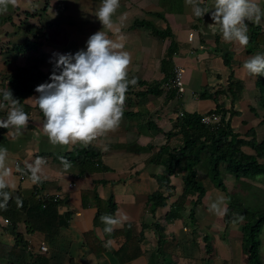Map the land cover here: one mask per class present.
I'll return each instance as SVG.
<instances>
[{
  "label": "crops",
  "instance_id": "crops-1",
  "mask_svg": "<svg viewBox=\"0 0 264 264\" xmlns=\"http://www.w3.org/2000/svg\"><path fill=\"white\" fill-rule=\"evenodd\" d=\"M46 2L48 7L42 10ZM101 2L17 0L15 6L11 5V11L0 13V89L13 90L9 81L19 67L30 70L32 74L40 71L46 76V79H35L32 75L30 86L34 89L20 101L30 117L23 135L14 139L8 134L10 130L0 128V146L8 149L7 164L12 170L11 180L16 186L14 191L7 190L12 195L22 196L30 205L40 203L42 197L57 196L58 212L70 213L67 226L60 228L57 235H49L40 231L27 232V217L22 210L7 206L6 211H0V264H8L5 247L15 245L27 251L26 262L33 264H223V261L225 264H247L240 258V253L244 255L241 242L239 246H232V249L231 246H222L223 251L218 252L220 256L215 255V246H212L214 239L212 244L198 242L201 229L204 231L206 225V228L209 227L219 217L209 211V204L225 196L212 182L210 186L203 184L205 194L201 203L194 207L193 218L189 217L188 212L194 196L185 202L178 217L165 218L170 204L182 192L183 172L171 177L172 189H162L167 195L166 206L153 207L147 201L148 194L158 188L154 175L162 171V165L150 164L147 160L165 143L166 138L146 126V123L152 121L167 131L176 120L178 111L206 113L214 109L215 102L210 98H199V93L203 90L213 93L220 90L216 87H220L224 93L219 99L226 102V107L240 111L243 116L240 106L250 105L249 113L252 112L253 119L248 122L242 119L244 130H236L244 133L253 127L257 137L260 126V134L263 135L261 126L264 123L261 119L264 113L258 114L255 106L260 95L256 81L263 75H248L243 63L255 54H264V45L248 49L249 45L243 48L237 43L225 44L220 33L214 31L216 26L211 18L212 9L202 18H196L186 0H120V7L113 16L112 28L105 29L95 17ZM256 2L264 11V0ZM212 3L213 0H203L202 6ZM33 10L36 15L24 21V12ZM138 19L148 20L155 26L159 24L161 28L158 29L169 27L171 36L162 38L153 35L148 27L135 25ZM45 23L49 25L43 27L37 33V39H34V27L40 28ZM258 25L264 32V18ZM99 30L105 31L111 39H116L117 35L124 37L123 50L131 55L129 78L135 76L148 82L162 79L161 61L171 40L175 42L173 66L184 67L186 90L181 97L175 94L167 102L164 101L169 90L166 85H162L161 95H147L164 97L158 108L149 109V116L148 109H140L139 103L135 104L134 100H127L126 97L127 104L124 105L119 128L91 144L101 150L100 165L106 168L97 165L99 169L82 173L78 164L71 163V169L65 172L60 157L74 146L53 147L49 144L42 132L41 111L35 106L34 97L39 93L34 86L49 82L53 70L50 58L54 52L63 54L84 49L88 37ZM189 32L194 34L191 41L187 38ZM26 42L30 45L27 49H16V46ZM223 53L230 56V64L224 62ZM228 83L232 85L231 92L228 91ZM128 96L133 97L134 94ZM6 115V111H0V118H6ZM234 118L230 117L233 127L238 122H234ZM105 145L107 150H104ZM75 146L81 145L78 143ZM242 148L246 151V147ZM36 156L44 157L47 164L44 166L45 178L33 185L26 175L16 171V167H23ZM93 191L99 197V203L95 201ZM112 204L113 212L110 211ZM120 213L127 214L128 222L116 228L111 236L104 233L100 216ZM186 216L189 220H186ZM184 222H189L190 226ZM89 230L92 234L86 238L84 233ZM206 234H202L203 237ZM130 238L140 239V254L129 261L120 262L114 252ZM108 240L111 245L105 247V241ZM42 243L46 245V251L39 249Z\"/></svg>",
  "mask_w": 264,
  "mask_h": 264
},
{
  "label": "trees",
  "instance_id": "trees-1",
  "mask_svg": "<svg viewBox=\"0 0 264 264\" xmlns=\"http://www.w3.org/2000/svg\"><path fill=\"white\" fill-rule=\"evenodd\" d=\"M48 4L46 2L42 10H46ZM36 15L35 10L32 12H24V21ZM40 16V15H39ZM48 24V23H47ZM41 25L40 28L34 27V39H37V33L42 31V28L47 25ZM49 25V24H48ZM136 26L148 27L150 32L162 38L171 36L169 27L158 29L152 22L148 20H136ZM42 34V33H41ZM249 47L248 49L257 48L259 45H264V32L261 31L260 25L256 23H248ZM29 43L16 46L17 50H25L29 47ZM176 50V44L171 40L167 47L165 57L161 61V70L163 72L162 79L158 81L148 82L146 80L137 79V85L140 89L133 90L134 86H129L126 93L134 94V101L139 98H144L147 95H161L163 93L162 85H166L169 79L173 76V58L172 55ZM78 51V50H76ZM72 51L71 53H75ZM226 64H230V56L222 54ZM35 79L41 77L46 79L45 74L40 71L30 72V70L19 67L16 74L10 78L11 91L14 98L21 101L25 96L29 95L34 89L30 86L31 76ZM132 77V76H131ZM130 77V78H131ZM256 86L260 91V100L264 106V75L256 81ZM35 85L34 87H36ZM228 91H232L231 83H228ZM224 91L216 90L213 93L203 90L199 93V98H210L215 102L213 110L208 112H216L220 114L218 124L210 125L201 121L202 114L197 111H183V115L177 117L173 121L172 127L164 131L162 127L157 126L152 121H148L146 126L154 129L165 136V143L161 144L158 149L152 153L147 162L150 164L162 165V171L155 174L154 177L158 183V188L152 191L147 196V201L153 207L166 206L167 195L163 190L169 191L173 188L171 177L182 173L181 179L183 183L182 192L176 197L175 201L170 204L168 211L165 213L166 219H173L180 215L181 209L184 208L185 202L189 196H194L191 200L192 207L189 209V217H194V207L201 203V199L205 194V187L202 181L198 178V164H205L209 179L212 184L222 190L227 191V186L222 178L221 166L232 174L236 180L245 178H254L257 175L264 176V139L258 141L256 131L253 127H249L244 133L237 131L231 125V115L239 111H232L230 107H226L225 101H220ZM175 95V90L169 88L165 95L164 101L172 99ZM42 114V112H41ZM228 115V117H227ZM43 117V114H42ZM261 122L264 123V114ZM179 135V138L177 137ZM151 147V145H150ZM242 147H248L252 150L251 153L243 150ZM101 150L93 145L88 147L74 146L70 151L66 152L62 157L70 160L71 163L78 164L81 172L99 169ZM102 168L105 166L100 165ZM95 201L99 203V197L93 191ZM19 197L22 204H17L16 198ZM58 201L52 199L46 202L30 205L25 198L20 195H12L8 201V207L12 209L22 210L26 214V231H40L49 235H57L60 228L67 226L70 219V213L60 214L58 212ZM97 204V203H96ZM233 206V204H232ZM231 203L228 202V213L224 216V222L227 224L228 215L231 209ZM240 215L243 216L244 222L241 225V246L247 264H264L260 255V238L259 234L264 226V210L251 211L245 207L238 206ZM114 205H111L110 211L113 212ZM92 234L89 230L84 233L87 238ZM160 236L163 235L160 233ZM19 237V236H18ZM164 238V237H163ZM21 239V238H20ZM203 239L208 240V236ZM21 241V240H18ZM139 238L127 239L118 250L114 253L120 262L129 261L140 254ZM3 246V245H2ZM206 246H209L207 244ZM8 264H33L26 262L27 251L19 249L15 246H6ZM225 264V261H223Z\"/></svg>",
  "mask_w": 264,
  "mask_h": 264
},
{
  "label": "clouds",
  "instance_id": "clouds-1",
  "mask_svg": "<svg viewBox=\"0 0 264 264\" xmlns=\"http://www.w3.org/2000/svg\"><path fill=\"white\" fill-rule=\"evenodd\" d=\"M17 0H0V8L8 4L15 6ZM192 15L202 18L211 11L214 31H218L225 44L237 43L246 48L249 44L248 22L259 24L264 11L256 0H213L212 5L202 6L203 0H186ZM120 7V0H102L95 17L103 28L111 29L113 16ZM124 37L117 35L111 39L105 31H97L86 40V47L75 53L54 52L50 58L53 70L49 82L36 86L39 93L34 97L35 106L43 114L42 132L53 147L77 145L88 147L98 138L115 132L122 122L124 103L129 86L137 84V78H129L128 68L131 55L124 51ZM248 75H264V54H255L243 63ZM59 70V71H57ZM213 110V109H212ZM0 111H6V118H0V128L8 129L9 135L18 139L28 127L30 117L20 101L14 98L9 88L0 89ZM206 113H209L208 111ZM204 114V113H203ZM107 150V145L104 146ZM8 149L0 146V211H6L15 190L11 180L12 170L8 167ZM65 172L72 167L71 161L60 157ZM44 157L36 156L23 167L17 165L16 171L26 175L33 185L42 182ZM17 204H22L19 197ZM227 201L224 197L209 204L213 214L227 215ZM125 213L119 215L102 214L100 221L103 232L111 236L116 228L128 222ZM236 219L242 220V215ZM111 241H105L109 247Z\"/></svg>",
  "mask_w": 264,
  "mask_h": 264
},
{
  "label": "rangeland",
  "instance_id": "rangeland-1",
  "mask_svg": "<svg viewBox=\"0 0 264 264\" xmlns=\"http://www.w3.org/2000/svg\"><path fill=\"white\" fill-rule=\"evenodd\" d=\"M139 20V19H138ZM155 24V23H154ZM161 24V23H160ZM158 28H161L158 24V26H156ZM184 79V78H183ZM218 89H221L220 87H216ZM140 89L139 85H135L133 87V90H138ZM127 97V96H126ZM223 97V96H222ZM164 97H155V96H150V97H144V98H139L138 101L135 100V104L139 103V106H141L140 109H148L147 111V116H149V112L151 108H155L157 106H159L161 104V102L163 101ZM128 99H133V97H127ZM125 99V104L126 101ZM258 103L255 105L256 106V110L258 111V114H263L264 113V106L262 101L260 100V95L257 97ZM240 105V103H239ZM249 105V104H248ZM148 106V107H147ZM240 107H242V111H243V116L241 115V112L239 114H232V117L234 118V122L235 120H237V123H234V128L237 130H244V123L243 125L241 124V120L242 119H246L247 122L249 121V119H253V114H251L252 112L250 111L249 113V106L242 104ZM158 108V107H157ZM232 111H234V109H232ZM238 111V110H236ZM154 113H152V116H154ZM242 116V117H241ZM236 117H241V118H236ZM147 118V117H146ZM250 124V123H249ZM261 128L264 130V126H261ZM260 126H259V133L257 134V139L261 140L264 138V134H260ZM149 133V132H146ZM146 135V134H144ZM149 136V135H147ZM246 151L248 152H252V150L250 148H245ZM222 169V178L224 183L227 186V191H223L225 196L224 198L228 202L231 203V206L233 204V206L230 209L229 215H228V223L225 224L224 222V216L221 218L220 216L217 217V220L214 221V223H212L209 227L201 229V232L199 234L200 239L198 240L199 243L203 244L205 242H208L210 244H212V239H214V242L212 244V246L215 248V252L217 256H220V252H222V246H239L240 242H241V225L244 222V218L242 220H238L236 219L237 215H240V212L238 211V206H242L247 208L248 210L251 211H260V210H264V176L263 175H257V177L254 178H245L242 180H236L234 178V176L230 173H228L224 166H221ZM197 170H198V178L202 181V183L204 185H212L211 181L209 179V175L207 172V167L205 164H198L197 165ZM222 191V190H221ZM191 197V196H189ZM188 197V199H189ZM186 220L187 216L185 217ZM184 224H188L189 222H184ZM204 233H207L205 236H208L209 240H203V235ZM195 234V233H193ZM203 234V235H202ZM259 238H260V255H261V259L264 262V226L262 227V231L259 234ZM223 244V245H221ZM221 246V247H220ZM212 247V250L214 249ZM219 252V253H218ZM240 258L243 259L244 262H246L245 260V256L242 255L240 253Z\"/></svg>",
  "mask_w": 264,
  "mask_h": 264
},
{
  "label": "built area",
  "instance_id": "built-area-1",
  "mask_svg": "<svg viewBox=\"0 0 264 264\" xmlns=\"http://www.w3.org/2000/svg\"><path fill=\"white\" fill-rule=\"evenodd\" d=\"M193 32H189L188 34V40H192L193 39ZM200 47H202V45H200ZM192 50V49H191ZM184 72L185 69L183 66H176L173 68V76L171 77V79H169V82L166 83V87L167 88H173L175 90V94L177 97H181L184 92H185V85H184ZM183 115V111H178L176 113L175 118L180 117ZM201 121L205 124H210V125H215L218 124V122L220 121V114L216 113V112H209V113H204L201 116ZM54 200V201H58V197L57 196H45L42 197L41 202L44 203L47 200ZM39 249L41 251H46L47 247L45 244H40Z\"/></svg>",
  "mask_w": 264,
  "mask_h": 264
},
{
  "label": "water",
  "instance_id": "water-1",
  "mask_svg": "<svg viewBox=\"0 0 264 264\" xmlns=\"http://www.w3.org/2000/svg\"><path fill=\"white\" fill-rule=\"evenodd\" d=\"M11 10H12V6L11 4H8L6 9L0 8V13H2L3 11H11Z\"/></svg>",
  "mask_w": 264,
  "mask_h": 264
}]
</instances>
